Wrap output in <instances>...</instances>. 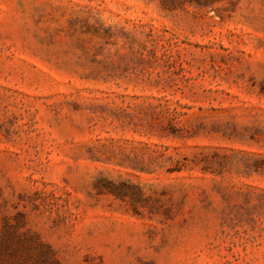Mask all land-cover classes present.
<instances>
[{
    "label": "rangeland",
    "instance_id": "rangeland-1",
    "mask_svg": "<svg viewBox=\"0 0 264 264\" xmlns=\"http://www.w3.org/2000/svg\"><path fill=\"white\" fill-rule=\"evenodd\" d=\"M0 264H264V0H0Z\"/></svg>",
    "mask_w": 264,
    "mask_h": 264
}]
</instances>
